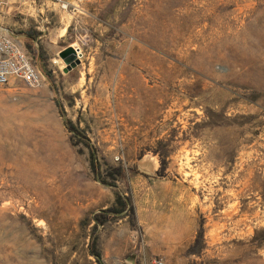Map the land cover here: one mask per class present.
<instances>
[{
    "label": "rangeland",
    "instance_id": "374dc122",
    "mask_svg": "<svg viewBox=\"0 0 264 264\" xmlns=\"http://www.w3.org/2000/svg\"><path fill=\"white\" fill-rule=\"evenodd\" d=\"M81 9L8 0L0 14L43 77L38 89H0V264H96L92 224L80 221L109 208L113 192L71 145L55 97L122 167L120 192L145 164L163 196L166 186L175 193L164 196V215L185 202L203 248L183 254L184 264H264V0H96ZM68 47L82 58L64 74ZM39 48L44 66L33 58ZM154 150L166 157L160 177ZM97 238L101 264H178L152 241L140 250L137 222L132 229L126 218Z\"/></svg>",
    "mask_w": 264,
    "mask_h": 264
},
{
    "label": "trees",
    "instance_id": "16d2710c",
    "mask_svg": "<svg viewBox=\"0 0 264 264\" xmlns=\"http://www.w3.org/2000/svg\"><path fill=\"white\" fill-rule=\"evenodd\" d=\"M27 37L32 39L31 33L26 34ZM33 41V40H31ZM26 47L31 50L32 46L27 44ZM35 55L33 58L38 59L40 64L41 61L46 63V60L42 58V50H32ZM40 66V67H41ZM41 71L44 77L50 83V90L56 95L57 89L52 82V76L49 72L44 71L41 67ZM70 105V104H69ZM54 106L57 109L59 116L63 120V126L70 135V143L73 147H82L87 151L88 154V168L91 174L93 181L99 183L101 186L110 189L113 192V203L112 205L100 211L97 214L92 215L91 218H83L80 221L81 228H86L92 224L90 235H89V244H88V254L94 258L96 264H101V254L97 246V231L99 227H103L105 224L121 219H127L130 228H136V219L134 207L130 195L129 189L126 190V193H122L118 190L117 184L124 179V171L121 166H113L102 157L99 151L90 143V140L86 136L83 130H79L71 121L66 119V115L63 109V106L59 99L55 97ZM154 156H158L160 168L157 172V176H163L166 169V157L163 154H160L158 151L154 150L151 152ZM130 173L133 170L129 171ZM203 248V230L202 226L199 225V229L196 233L193 243L187 248L184 255L185 257L198 256Z\"/></svg>",
    "mask_w": 264,
    "mask_h": 264
},
{
    "label": "crops",
    "instance_id": "0c3cea01",
    "mask_svg": "<svg viewBox=\"0 0 264 264\" xmlns=\"http://www.w3.org/2000/svg\"><path fill=\"white\" fill-rule=\"evenodd\" d=\"M129 185L141 236L140 250H145L152 241L157 245L158 251H164L162 253L166 262L170 263L172 256L175 255L176 262L184 264L182 256L194 241L196 224L195 218L187 211L185 202L177 209L176 205L168 204L170 215H164L163 204H166L163 202L164 196L168 193L170 197L172 195L175 197V193L169 192L170 186H166L167 191L165 190L163 196L161 182L142 174L134 176ZM136 239L137 233L133 231V250ZM147 261L148 259L143 258L144 264H147Z\"/></svg>",
    "mask_w": 264,
    "mask_h": 264
},
{
    "label": "built area",
    "instance_id": "2783aa9c",
    "mask_svg": "<svg viewBox=\"0 0 264 264\" xmlns=\"http://www.w3.org/2000/svg\"><path fill=\"white\" fill-rule=\"evenodd\" d=\"M30 2L49 1L64 12L73 14L82 13L83 4L96 0H28ZM8 5V0H0V14ZM80 60L82 54L79 48H73ZM43 83V77L33 65L30 56L26 53L21 41L14 33L0 25V89L14 88L22 84L29 89H38ZM156 264H162L158 260Z\"/></svg>",
    "mask_w": 264,
    "mask_h": 264
},
{
    "label": "water",
    "instance_id": "95a60500",
    "mask_svg": "<svg viewBox=\"0 0 264 264\" xmlns=\"http://www.w3.org/2000/svg\"><path fill=\"white\" fill-rule=\"evenodd\" d=\"M59 57L63 60L66 68L63 70V73L66 74L73 69H75L79 64V60L75 55V51L71 48L68 47L64 49L60 54ZM137 172L148 176V177H154V172L152 171V167L150 165H145V164H138L136 166ZM127 264H132L131 262H127Z\"/></svg>",
    "mask_w": 264,
    "mask_h": 264
},
{
    "label": "bare ground",
    "instance_id": "6f19581e",
    "mask_svg": "<svg viewBox=\"0 0 264 264\" xmlns=\"http://www.w3.org/2000/svg\"><path fill=\"white\" fill-rule=\"evenodd\" d=\"M35 193V192H34Z\"/></svg>",
    "mask_w": 264,
    "mask_h": 264
}]
</instances>
